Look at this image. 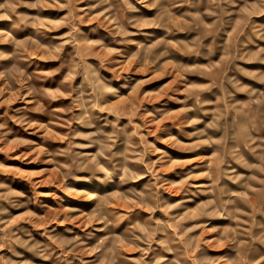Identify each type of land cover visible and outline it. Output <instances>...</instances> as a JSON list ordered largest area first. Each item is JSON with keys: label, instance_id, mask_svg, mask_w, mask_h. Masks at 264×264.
Listing matches in <instances>:
<instances>
[{"label": "rangeland", "instance_id": "obj_1", "mask_svg": "<svg viewBox=\"0 0 264 264\" xmlns=\"http://www.w3.org/2000/svg\"><path fill=\"white\" fill-rule=\"evenodd\" d=\"M4 2L5 0H0V3ZM174 2L179 6L172 7L169 0H161L157 8H148L137 0H131L139 11L126 13L129 18L155 21L162 14L163 8H170L173 16L179 18L177 21L168 22V27L172 29L170 33L165 27H146L139 30L141 35L135 39L146 45L159 39L184 41L191 45L192 41L201 37L199 50L202 55H183L173 49L171 65L166 59L159 62V68L154 65L146 71H137L139 65H133V71L125 73L133 83L150 80L141 89V94H157L165 89L167 94L154 102H149L144 97L137 104L138 98H131V88L121 89L120 99L106 98L112 104V109L103 113L99 109L90 108L87 103L84 108L74 106L81 89L91 92V85L85 79L91 75L87 66L97 67L99 64L92 56L87 57L83 66L76 69L71 86L77 91L72 96L53 100L39 94L41 89L64 91L61 82L69 75L73 46L64 44L59 59L49 57L55 55L50 50L51 46L63 43L61 38L66 37L69 28L63 27L49 32L31 25L14 27V23L18 22L16 16L12 20H0V53L7 57L0 59V125H3L0 128V149H3L0 151V164L9 169L0 171V184L6 185L5 188H0V196L7 197L0 199V244L3 245L0 247V264H23L24 261H29L30 264H99L101 259L108 264L106 253L109 248L114 249L113 264H137V261L140 264H156L157 260H161L163 264H173L174 261L177 264H264V185L258 183L259 179H264V173L248 167H264V160L261 159L264 157V83L256 77L241 75L236 71V66H239L257 73V76H264V51H261L264 49V39L259 38L264 34V6L260 5V0H233L232 4L221 3L220 8L230 13L221 15L220 9L210 0H191L190 4L181 3L180 0ZM98 3L99 0H84L77 7L87 8ZM112 3L114 9L120 7L119 0H112ZM105 7L107 6L101 5L95 8L92 15L104 11ZM17 11L39 17L42 21L59 20L67 15L66 9L54 8L30 9L21 6ZM210 12H215L216 15H209ZM186 13L192 15H185ZM197 14L205 24L215 25L209 30V34L203 35L205 30L202 26H197L198 21L193 20ZM244 18L247 19L246 26L242 23ZM254 26L258 31H254ZM79 27L88 39L107 37L106 43L111 39L99 20ZM29 37L38 42L31 46L25 43L18 48L17 42L27 41ZM41 45L49 47L42 49ZM121 47L128 56L136 51L134 45ZM233 56L245 59L232 60ZM212 65H218L219 68ZM197 66L199 71H185V68L192 69ZM56 68L61 69L56 75H38ZM101 75L111 79L110 72L101 70ZM232 77L239 84L229 83ZM123 82L113 81V84L119 86ZM214 82V87L199 93L201 100L212 103L195 105L194 99L187 97L186 85H211ZM240 86L247 90L238 91ZM31 89L36 91L32 92ZM84 99L87 101L88 96ZM184 107H192L194 110L176 116ZM56 109L70 111L58 112ZM157 109L161 110V114H156V120H162L164 115L176 116L175 120H164L159 125L160 130L156 123L150 122L153 117L147 115L155 114ZM120 113L128 114L119 115ZM83 117L95 127L90 128L77 122ZM192 118L199 119L201 123L188 125L186 121ZM146 123L147 129L144 127ZM212 123L217 127L208 128ZM113 124L123 129L114 151L127 153V166L132 172L140 174L141 178L119 187L118 184H76L72 180L67 181L68 185L88 188L101 196L117 191L127 194L128 189L144 192L146 196L155 191L167 204L180 206L171 209L167 215L159 209L149 212L135 208L128 212L121 208L119 212L123 219L119 225L110 226L103 231L97 230L101 227L98 225L84 228L82 225L78 226L79 221L67 222L71 217L83 213L91 214L96 201H84L63 193L57 187L55 162L64 163L67 158L60 155L50 156L48 153L67 150L69 139L72 143H89L69 136L70 129L84 133H110L114 130ZM137 125L140 126L139 129ZM200 131H206L220 143L188 150L162 142L169 136H175L182 145H188L196 137L189 138L187 133ZM149 132L154 134L149 135ZM57 136H69V139L56 138ZM142 137H147L148 145H154L160 151H147L141 143ZM25 140L33 143H21ZM75 150L95 155L100 151V146ZM216 152H219L223 160L219 165L220 176L216 185H213V180L208 176H199L198 179L188 180V185L178 196L167 190L171 185L187 179L189 174L208 172L211 161L207 158ZM141 153L144 163L139 162ZM162 153L167 155L162 158ZM25 155L26 159L23 158ZM184 161L191 163H184L183 166L175 163ZM148 164L152 165L151 170L147 167ZM17 169L21 173L36 175L25 178L17 174ZM253 175L257 176V181L248 180ZM246 183H250L251 187L246 189ZM156 185L161 186L157 188ZM252 188L259 191L253 192ZM220 189H223V194ZM9 192H20L24 195H8ZM233 192L241 193L243 197L230 196ZM37 193H55V196ZM217 197L221 200L237 201L235 207L240 209V213H237L236 218L227 214H202L212 209H202L201 206ZM116 199L119 202L120 197L117 196ZM228 207L231 210L233 206ZM68 209L78 211H66ZM186 214H191L192 218L181 219ZM155 220L163 223L156 225ZM138 224L143 228L156 229L150 245L143 243L144 234L137 230ZM198 225L202 227H197ZM189 228L194 230L185 234V230ZM210 229L216 231H209ZM229 229H238L235 240L229 233L227 243H218L223 232ZM132 232L141 235L142 240L136 244L131 243L129 235ZM77 237L79 240H76ZM198 237L201 239L197 240ZM66 240L74 243L65 244ZM19 241L26 242L27 246ZM33 245L39 247L33 248ZM45 256L48 258L45 259Z\"/></svg>", "mask_w": 264, "mask_h": 264}, {"label": "clouds", "instance_id": "obj_2", "mask_svg": "<svg viewBox=\"0 0 264 264\" xmlns=\"http://www.w3.org/2000/svg\"><path fill=\"white\" fill-rule=\"evenodd\" d=\"M84 0H5L4 3H0V20H12L13 16L17 17L18 22L14 23V27L19 28L21 25H31L37 29H46L51 32L58 28L67 27L70 31L66 34V37H63V43L55 46H51L50 50L55 53V55L49 57L50 59H59V54L63 51L64 44H71L74 49V53L72 54V63L69 65L70 72L64 81L61 82L64 87V91L60 89L49 90V89H41L39 94L41 96H48L51 99L55 100L60 97L72 96L74 91L77 89L72 88L71 82L76 75V69L78 67L83 66V62L87 57L92 56L95 57L99 64L97 67H93L92 65H88V69L90 71V77L86 76L85 79L89 81L91 85V92H86V90L81 89L79 92V96L76 98V102L74 106L84 108L87 103L92 109H99L100 112H110L112 109V104L106 99L107 97H114L117 99L121 98V89H129L131 88V98L136 99V103L140 104L144 97H147L149 102H154L157 98L162 97L167 94V89L162 91L161 93L152 94V93H144L141 94V89L146 83H149L150 80H141L133 83L132 79L125 75V73H131L133 71V65H139L136 69L137 71H146L151 69L154 65L159 68L160 61L165 60L169 65L173 63L171 60L172 50L181 52L183 55H194L200 56L202 53L200 52L201 46V37H197L196 40L191 42V45L184 41L173 42L167 39H159L154 43L145 44L135 37L141 35L140 29L146 27H165L168 28L169 33L172 31L170 27H168L169 21H177L178 17L173 16L170 8H163L162 14L157 16L155 21L150 20H142L137 18H129L126 16V13H134L139 11L131 0H119L120 7L114 9L112 0H99L98 4L92 5L87 8H79L77 5L83 3ZM138 3L144 5L148 8H157L158 5L161 4V0H137ZM181 3L190 4L191 0H180ZM212 4H214L217 8L220 9L221 15H230L227 13L225 9L220 8L221 3L224 4H232L233 0H210ZM169 3L172 7L179 6L174 0H169ZM101 5H106L104 11L99 12L95 15H92L95 8H99ZM260 5L264 6V0H260ZM27 7L30 9H66L67 15L59 20H46L42 21L39 17L28 16L22 14L17 11L19 7ZM82 13V14H81ZM107 14V15H106ZM185 15L191 16V13H186ZM209 15H216L215 12H210ZM101 17H104L101 20ZM87 18V19H86ZM100 21L102 27H105L109 32L111 39L106 43L107 37L105 38H97V39H88L81 31L80 25L82 24H91L93 21ZM194 21H198V27L202 26L205 30L203 35L209 34V30L215 27L214 24H205L204 21L200 18L199 14L193 17ZM161 21H164L161 24ZM242 23L246 26L247 19L244 18ZM135 29V30H133ZM254 31H258L255 29ZM240 32H243V28L240 29ZM42 36L43 33H40ZM261 39H264V34H261ZM38 41L33 40L32 37H29L27 41L17 42L18 48L23 47L25 43L29 46L36 44ZM124 45H134L136 47V51L131 55H125V51L121 46ZM42 49L47 48V45H41ZM261 51H264L262 49ZM7 57L0 53V59H6ZM236 59H245V57H236L233 56L232 60ZM64 67V65H61ZM212 67L219 68L218 65H212ZM61 69L56 68L49 72L39 73L40 77H50L56 75ZM101 70L107 71L111 73V79H108L101 75ZM227 69L225 68L224 71ZM185 71H199V67L192 69L185 68ZM236 71L241 75L252 76L259 79L261 83H264V76H257V73L249 72L246 69L236 66ZM31 77H28L30 79ZM113 81L119 82V86H114ZM239 84L238 81L235 80V77H232L229 83ZM215 86V82L211 85H186L185 92L187 93V97L189 99H194L195 105H204L210 104L211 101L201 100L199 93L204 90H208L211 87ZM238 91H246L247 89L243 86L237 88ZM32 92H35L36 89H31ZM88 96V100L85 101V96ZM172 99V97H169ZM180 103H186V101H180ZM42 110V109H38ZM192 107H184L176 113V116L184 113H188L193 111ZM55 111L64 112L70 111V109H56ZM128 113H120L119 115H127ZM156 114H161V110L157 109L156 113H148V116L153 117L152 121L157 124L158 130L159 125L163 123L164 120L173 119L175 120L176 116L164 115L162 120H156ZM143 118V117H142ZM74 119H76L74 117ZM77 122L86 124L88 127H95L86 117L80 118ZM118 123V120H117ZM183 123V122H182ZM188 125H196L201 123V121L197 118L188 119L186 121ZM3 125H0L2 128ZM40 127H45V125H40ZM113 131L110 133H104L100 131L93 132H79L70 129L69 136L72 138H80L84 141H89L87 144L81 143H72V140L69 139V136L56 138L60 139H69V147L67 150L59 151L57 153H48V155H60L66 157V162L56 163L58 182L57 187L65 193L67 196L72 198L81 199L84 201H96V205L92 210L91 214L83 213L80 216L71 217L67 222L76 223L79 221L80 224L78 226H83L84 228L92 227L93 225L101 226L97 230L103 231L110 226L115 227L119 225V222L123 219V215L119 212V209L124 208L126 211L131 212L135 208H142L145 211L155 212L158 209L163 211L165 215H167L171 209L177 208L179 204H167L166 201L160 199L157 192L152 191L150 195H145L144 192L136 191L134 189H128L127 194L114 192V194L101 196L96 193L91 192L88 188H77L75 186L68 185L67 181L72 180L76 184H84L90 185L93 183H98L101 185L108 184H118L119 186L126 185L129 181L138 180L141 178V175L132 172L128 165V155L127 153H120L114 151L116 142L119 138V134L123 132L122 128H117L116 124L112 125ZM139 129V125L136 126ZM145 129L148 128V124L144 125ZM208 128H216L217 125L215 123L209 124ZM154 133L149 132V135H153ZM189 138L196 137V140L188 145H182L179 140L175 136H169L168 139L162 141L163 143H167L174 147H183L188 150H194L204 145H208L211 147L214 144H219L220 141L214 140L211 136L208 135L206 131L187 133ZM23 144H32V141H21ZM141 143L145 145L147 151L157 152L160 151L156 149L154 145H148L147 137L141 138ZM93 145H99L100 151H98L95 155L90 153L76 151L75 149H84L91 147ZM3 151V149H0ZM47 152V150H44ZM31 153H28L30 155ZM162 158L167 155V153H162ZM23 158H27L25 155ZM121 159L123 163H121ZM204 159V158H198ZM211 163L208 165L209 171L200 173L199 175L189 174L188 178L180 181L178 184H173L169 188L168 191H171L173 195H180L181 191L184 189L186 185H188V180L198 179L199 176H208L213 180V185H216L219 181L220 173L218 172L220 163L223 162L222 157L219 152L213 153L211 157H208ZM242 159V157H241ZM264 160V157H261ZM35 162V161H33ZM46 162V161H44ZM140 163H144L143 153L140 154ZM177 166H183L184 163H191V161L184 162H175ZM147 167L151 170L152 165L148 164ZM248 167L258 169L260 173H264V167H260L257 165H249ZM215 169V170H214ZM0 171H9L6 169L3 164H0ZM18 175H23L25 178H28L30 175H36V173H21L20 170H15ZM159 179V178H158ZM249 181H257V176L253 175L248 177ZM258 183L260 185H264V179H259ZM167 184V182H165ZM161 185H156L155 187H160ZM6 185L0 184V188H5ZM152 186H150L151 188ZM244 187L250 188V183H246ZM253 192L259 191V189L252 188ZM221 194H223V189H220ZM8 195L14 196H23V193L20 192H9ZM37 195H52L55 196V193H37ZM230 196H238L243 197L241 193H230ZM119 196V202L116 197ZM6 196H0V199H6ZM59 199V197H57ZM182 203V202H181ZM237 204L236 200L227 199L221 200L217 197L215 200H209L206 205H202L201 208H210L212 209L209 212H202L203 215H213L218 216L222 214H227L232 216L233 218L237 217V213H240V209L235 207ZM229 205H232V209L229 210ZM66 211H78L77 209H68ZM246 215V213H244ZM192 218L191 214H186L181 219ZM151 220L152 218L149 217ZM175 219V218H173ZM163 222L161 220H155L156 225H160ZM242 223V222H241ZM202 227V226H197ZM137 230L143 233V243L151 244L152 238L156 232L155 228H143L137 225ZM193 228H189L185 230V234L187 232L193 231ZM209 231H216V229H210ZM238 229H229L225 230L220 237L218 243H227L229 239V233H231V238L235 240ZM119 239V237H117ZM197 240L201 238H196ZM79 240V237L76 238ZM129 240L131 243L136 244L142 240L141 235H137L135 232L130 233ZM22 244L26 245V242L19 241ZM55 242V241H54ZM65 244H73L74 241L66 240ZM159 243H164V241H159ZM204 243H211V241H204ZM3 245L0 244V247ZM39 247L38 245H33V248ZM143 251V249H141ZM114 249L109 248L106 253V258L108 264H113L112 261V253ZM171 251V249H169ZM42 255V253H41ZM45 259L48 257L45 256ZM23 264H30L29 261H24ZM99 264H105V260L101 259ZM137 264H140L137 261ZM156 264H163L161 260H157ZM173 264H177V262H173Z\"/></svg>", "mask_w": 264, "mask_h": 264}]
</instances>
